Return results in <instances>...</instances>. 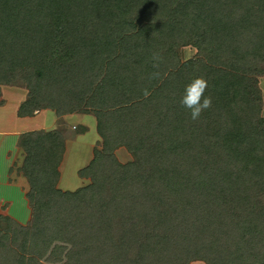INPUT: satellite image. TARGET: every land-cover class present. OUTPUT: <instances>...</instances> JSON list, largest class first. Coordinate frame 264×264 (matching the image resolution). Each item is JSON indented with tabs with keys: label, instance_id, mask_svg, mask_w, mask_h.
<instances>
[{
	"label": "trees",
	"instance_id": "trees-1",
	"mask_svg": "<svg viewBox=\"0 0 264 264\" xmlns=\"http://www.w3.org/2000/svg\"><path fill=\"white\" fill-rule=\"evenodd\" d=\"M263 65L264 0H0L19 114L90 113L101 146L88 183L61 190L62 131L22 135L30 218L0 215V264H264V117L246 78ZM198 76L212 106L192 121L180 99Z\"/></svg>",
	"mask_w": 264,
	"mask_h": 264
},
{
	"label": "crops",
	"instance_id": "crops-1",
	"mask_svg": "<svg viewBox=\"0 0 264 264\" xmlns=\"http://www.w3.org/2000/svg\"><path fill=\"white\" fill-rule=\"evenodd\" d=\"M27 97L26 87L19 83L0 85V215L8 216L22 225L30 218L26 197L29 184L22 172L25 152L20 144L24 133L36 130L62 131L64 152L58 165L57 182V187L61 190L72 191L88 183L87 178L78 176V171L89 163L93 150L101 147L96 119L92 114L78 112L58 114L54 109L44 108L34 111L32 115H20L19 108ZM76 142H82L83 146L82 154L81 152L75 154L78 157L75 160L79 157L85 159L81 163L77 161L70 174H65L64 165L69 155V144ZM121 148H117L115 152L121 151ZM40 262L48 264L46 257L40 259ZM189 264L205 263L194 260Z\"/></svg>",
	"mask_w": 264,
	"mask_h": 264
},
{
	"label": "clouds",
	"instance_id": "clouds-1",
	"mask_svg": "<svg viewBox=\"0 0 264 264\" xmlns=\"http://www.w3.org/2000/svg\"><path fill=\"white\" fill-rule=\"evenodd\" d=\"M162 59L163 57L159 52H153V67L158 68ZM159 76V72H153L150 75V79H157ZM207 88L208 81L203 76L194 77L184 88L180 104L183 108L188 110L192 121L199 120L201 115L212 106V97L205 95ZM150 94L151 93L147 88L143 90L145 98Z\"/></svg>",
	"mask_w": 264,
	"mask_h": 264
},
{
	"label": "rangeland",
	"instance_id": "rangeland-1",
	"mask_svg": "<svg viewBox=\"0 0 264 264\" xmlns=\"http://www.w3.org/2000/svg\"><path fill=\"white\" fill-rule=\"evenodd\" d=\"M177 54L181 61H185L188 59H195L197 58V50L191 45H184L177 49ZM248 86L255 88L258 90V98H259V107H260V115L264 117V65H263V72L258 74L246 75ZM74 128V127H73ZM82 143V142H81ZM81 143H71L69 144V155L65 162V174H70L73 167H75V163H81L85 158L79 157V159L75 154H82V144ZM85 148V146H84ZM118 150V149H117ZM116 157L117 159L122 162L126 163L133 159L132 155L125 149V147L121 148V151H117ZM28 214V213H27Z\"/></svg>",
	"mask_w": 264,
	"mask_h": 264
}]
</instances>
